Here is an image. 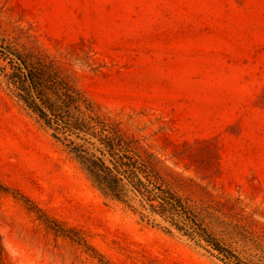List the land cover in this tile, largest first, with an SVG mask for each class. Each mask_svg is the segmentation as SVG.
<instances>
[{"label": "rangeland", "instance_id": "rangeland-1", "mask_svg": "<svg viewBox=\"0 0 264 264\" xmlns=\"http://www.w3.org/2000/svg\"><path fill=\"white\" fill-rule=\"evenodd\" d=\"M1 41L55 61L226 248L264 264V0H0ZM5 65L0 264H227L106 197L8 90Z\"/></svg>", "mask_w": 264, "mask_h": 264}, {"label": "trees", "instance_id": "trees-1", "mask_svg": "<svg viewBox=\"0 0 264 264\" xmlns=\"http://www.w3.org/2000/svg\"><path fill=\"white\" fill-rule=\"evenodd\" d=\"M0 59L6 62L3 71L8 90L56 140L66 142L82 158L94 184L106 197L125 204L142 222L154 224L157 219L162 220L215 252L227 264H244L167 183L153 155L134 149L116 127L101 117L94 104L62 73L55 61L30 52L21 53L3 41ZM0 189L8 190L2 185ZM33 206L53 230L70 236L98 255L79 232L65 229ZM99 261L108 264L102 257Z\"/></svg>", "mask_w": 264, "mask_h": 264}]
</instances>
